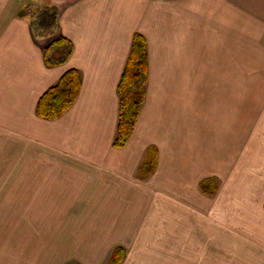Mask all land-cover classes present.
<instances>
[{
    "label": "crops",
    "instance_id": "crops-1",
    "mask_svg": "<svg viewBox=\"0 0 264 264\" xmlns=\"http://www.w3.org/2000/svg\"><path fill=\"white\" fill-rule=\"evenodd\" d=\"M40 1L0 0V264H107L117 246L122 264H145L196 235L206 264L212 251L264 264V81H243L244 49L264 73V0H44L55 17L43 35L24 13ZM136 33L146 101L117 148ZM60 36L74 51L50 67L44 48ZM71 69L82 75L74 106L39 117L40 97Z\"/></svg>",
    "mask_w": 264,
    "mask_h": 264
},
{
    "label": "trees",
    "instance_id": "trees-1",
    "mask_svg": "<svg viewBox=\"0 0 264 264\" xmlns=\"http://www.w3.org/2000/svg\"><path fill=\"white\" fill-rule=\"evenodd\" d=\"M74 45L69 39L60 36L44 48L46 64L50 67L64 64L72 56ZM149 80L148 50L145 37L136 33L131 51L118 85L119 118L114 146L125 147L136 129L142 112ZM82 89V75L77 69L67 71L60 80L50 87L39 99L36 113L39 117L51 121L60 119L77 101ZM156 150L152 149L144 161V167L150 168L156 163ZM201 189L209 195L215 194L216 187L211 181L201 183ZM125 258V249L117 247L108 264H121Z\"/></svg>",
    "mask_w": 264,
    "mask_h": 264
},
{
    "label": "rangeland",
    "instance_id": "rangeland-1",
    "mask_svg": "<svg viewBox=\"0 0 264 264\" xmlns=\"http://www.w3.org/2000/svg\"><path fill=\"white\" fill-rule=\"evenodd\" d=\"M43 1L44 0H41L39 3L35 2V5L32 8H29V9L25 8L26 10H24V13L29 12L32 19L33 18L35 19L33 21L36 23L37 33H39L40 35L41 34L43 35L45 32L48 34L49 31H53L54 26H52V24L54 22L53 19L55 17V16H51L54 10L52 8H47V7L45 8L44 7L45 5H43L44 4ZM247 54H250V51H245L244 49L243 81L244 82L264 81L263 72H259V73L253 72L254 67H252V58L247 57L246 56ZM247 92L248 91H245L243 93L244 98L249 97ZM257 144L259 145L262 143H260L259 141ZM213 182H211L212 188L213 186L217 187L214 185ZM217 185H218V182H217ZM4 188L5 187H0V194L2 193L5 194ZM211 196L214 197L215 195L213 194ZM2 204L4 205L5 210L10 209V202H4V203L2 202ZM212 236L217 237L218 245H222L220 242H223L224 240L221 234L219 233L213 234ZM194 239L195 241L192 244L183 243L182 245L179 246V248H175L174 244L172 245L170 241L164 242L163 244H161V247H163L162 250L157 252L159 254V258L157 257L156 259H146L145 264L147 263L148 264H204V263L206 264V262H208V258L205 256V253L204 254L202 253L201 243L199 241L200 240L199 235H196ZM212 244L214 243L212 242ZM117 247H123V246H117ZM123 248L125 249V258H124L125 260L126 257L128 256L129 251L125 247ZM216 255H221V252L219 253V251H212V255L210 256L211 257L210 264H223V259ZM213 256H216V257H213ZM244 259L246 258L244 257ZM136 262H139V259L133 258L130 260V264H135ZM141 264L143 263L141 262Z\"/></svg>",
    "mask_w": 264,
    "mask_h": 264
}]
</instances>
